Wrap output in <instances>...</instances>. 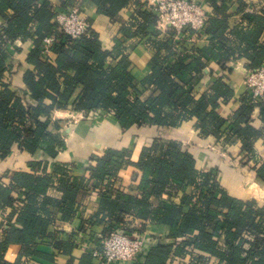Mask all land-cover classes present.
<instances>
[{
  "label": "trees",
  "instance_id": "1",
  "mask_svg": "<svg viewBox=\"0 0 264 264\" xmlns=\"http://www.w3.org/2000/svg\"><path fill=\"white\" fill-rule=\"evenodd\" d=\"M39 1L42 0H0V15L6 20L0 31V85L4 77L13 73L8 66L12 52L6 44H14L19 38L33 44L26 60L33 69L24 74L27 89L22 94L12 90L10 84H3L0 89V158H7L16 144L31 154L43 149L52 158L57 157L66 147L59 132L62 123L52 118L57 109H72L85 115L100 110L113 112L123 130L144 125L172 128L197 118L203 136L220 138L228 131L230 142L233 138L242 141L246 152L239 162L264 182V160L253 149L252 137L256 134L250 125L256 105L261 106L264 121V101L255 102L248 93L228 122L218 111L220 100L226 102L234 94L224 82L217 81L198 99L194 96L208 62L225 67L239 54V59L247 60L249 70L264 65V41H258L264 35V5L257 14H243L242 21L247 26L240 22L234 26L228 12L231 3L236 1L239 11L244 12L248 1L257 0H208L216 15L206 28L209 47L192 56L177 53L168 42L154 40L156 53L150 63L151 74L139 88L134 87L128 54L134 45L128 47L126 43L139 35L153 36L156 17L152 11L143 10L137 0H91L99 14L114 21L123 9L134 3L140 6L137 14L143 23L135 30L124 26L122 40L107 51L93 29L78 40L60 35L54 18L65 0H60L55 8L49 0L42 5ZM8 10L13 14H8ZM32 23L37 24L33 31ZM230 30L237 45L227 36ZM51 35H60V41L54 46L53 58L47 59L43 56L44 39ZM115 57L116 63H107ZM77 87H82L81 94L70 106ZM127 157L122 151L109 150L97 158V166L91 169V187H99L104 180L113 182ZM39 166L41 163H31L32 168ZM137 167L142 172L140 197L111 188L101 191L102 210L114 216L116 224L122 223L123 214L134 215L143 222L140 232H144L146 223L167 225L171 229L169 238L177 241L154 245L145 262L134 264H264V206L230 197L220 184L217 170L200 172L196 159L183 150L180 142L160 139L143 150ZM69 168L61 165L55 172L58 188L64 194L57 204L65 219L72 217L83 182L72 177ZM53 186L54 177L48 174L16 172L9 187L0 180L1 208L13 207L16 199L12 192L25 196L24 207L19 212L12 211L2 224L0 264H23L26 258L47 257L37 250V241L47 237L54 218L47 209L54 201L47 196ZM179 195L178 204L175 199ZM11 244L22 246L14 263L5 259ZM87 255L82 264H90L88 258L92 256Z\"/></svg>",
  "mask_w": 264,
  "mask_h": 264
},
{
  "label": "crops",
  "instance_id": "2",
  "mask_svg": "<svg viewBox=\"0 0 264 264\" xmlns=\"http://www.w3.org/2000/svg\"><path fill=\"white\" fill-rule=\"evenodd\" d=\"M43 1H39L38 4L42 5ZM49 1L53 8L60 4V0ZM85 8L93 30L98 33L101 39L103 48L112 51L116 42L123 38L122 29L131 17V7L123 9L115 21L106 15L99 14L93 3H88ZM238 8L239 4L234 1L228 11L231 15V24L234 26L239 24L240 18L244 17L243 14L246 13V8L244 12H240ZM8 14L12 15L13 11L8 10ZM5 25L6 20L0 15V27H5ZM31 27L33 31L37 28V24L32 23ZM231 31L227 32V36L231 38L232 44L237 45L238 42L232 36ZM262 40L264 41V35H260L258 38L259 43L263 42ZM126 44L134 45L128 52L131 61L130 68L134 77V87L142 88L145 80L151 74L150 63L156 52L143 44L138 42L136 44L133 39ZM12 45L10 51L17 57L16 59L10 57V60H13L11 63L13 73L4 77L6 78L4 82L7 83L2 82L0 89H3V84H10L9 87L12 90L22 94L27 89L24 83V74L27 69H33V66L26 61L33 44L28 39L19 38ZM209 45L210 41L200 42L198 44L200 52ZM238 55L227 62L225 67L208 62L203 77L194 90V96L198 99L203 93L208 92L217 81L224 82L234 93L233 97L226 102L221 99L218 108L220 116L228 122L232 120L233 114L241 105L243 98L250 93L244 83L245 73L249 70L248 62L244 58L239 59ZM117 59L118 57H115L110 61L109 58L107 63H116ZM61 90L63 91L64 87ZM81 91L82 87L75 89L69 101L70 106L76 102ZM46 102L50 104L49 100ZM260 107L256 105L253 109L250 125L256 134L252 137L254 139L253 149L263 155L264 121L261 118ZM52 118L53 121L62 123V129L59 132L66 144V147L59 151L57 157L52 158L43 149L31 154L21 150L20 145L16 144L7 158H0V180L4 186L9 187L12 184V175L16 172L48 174L54 177V186L47 193V196L54 200L47 205V209L54 218L49 225L47 237L37 241V250L47 257H32L31 264H82L83 260L89 257L88 252L83 249L87 237L94 238L97 234H103L109 222L116 224L114 216H110L102 210L101 191L111 188L118 192L140 197L142 172L137 164L143 150L151 146L157 139L180 142L183 150L194 156L197 169L200 172L217 170L220 184L230 197L264 206V182L257 177L255 172L239 162L241 154L246 152L243 142L236 138L230 142L228 137L231 133L228 131L220 138L213 135L203 136L197 118L183 121L178 127L144 125L129 130H123L120 127L113 113L103 110L85 115L72 109H57ZM109 150L127 153V161L124 162L113 182L104 180L99 187L94 189L91 187L93 183L91 169L97 166L96 159L105 156ZM32 162L41 163V166L32 168ZM61 165L71 168L70 175L72 177L83 180L75 198L72 217L69 219L63 217L57 204L64 197L58 188V175H55L56 168ZM190 191L192 189H188V192ZM11 196L16 199L13 207L4 209L0 207V238L3 236L2 224L7 222L11 212L14 210L19 212L25 205L23 194L12 192ZM180 198L179 195L175 202L179 204ZM121 218L122 223L117 224L125 225L128 228L134 225L135 219L141 221L131 214H123ZM87 223L90 224L88 229L86 228ZM148 226L151 242L165 244L177 241L169 238L171 230L169 226L164 224ZM21 253L22 246L20 244H11L5 259L14 263L19 259ZM88 259L90 264H96L93 259Z\"/></svg>",
  "mask_w": 264,
  "mask_h": 264
},
{
  "label": "built area",
  "instance_id": "3",
  "mask_svg": "<svg viewBox=\"0 0 264 264\" xmlns=\"http://www.w3.org/2000/svg\"><path fill=\"white\" fill-rule=\"evenodd\" d=\"M65 1L66 3L62 10H56L54 18L58 26V32L60 35L67 36L73 40L88 36L93 28L85 7L88 3L92 4L91 0ZM137 1L141 3L143 10H149L154 13L156 24L152 29L153 36L139 35L133 39L136 44L138 42L153 50V41L163 40L168 42L169 46L179 54L198 56L200 52L198 44L210 41V35L207 33L206 28L215 14L208 0ZM261 5H264V0L248 1L245 12L257 14ZM131 9V17L125 23V26L132 27L135 30L143 23V20L137 14L140 9L137 3L132 4ZM239 22L243 26H247L242 21V18H240ZM3 29L4 26H1L0 31H3ZM60 35L45 37L43 48V56L45 58H53L54 46L60 41ZM129 44H127L128 47H131ZM12 46V44H6V48L9 50H12ZM130 51L129 49L128 52ZM11 58H17L13 52L11 53ZM12 62L13 60H10L8 66H11ZM244 83L255 102L264 101V65L256 70H247ZM258 157L264 160V154H258ZM142 225L143 222L136 219L134 225L130 228L109 222L103 234H97L94 238L87 237V242L83 245V249L91 254L96 264L143 263L150 249L157 243L155 241L151 242L152 239L148 235L149 223H146L144 232H140ZM89 227L90 224L87 223L86 228L88 229ZM23 264H31V259H24Z\"/></svg>",
  "mask_w": 264,
  "mask_h": 264
}]
</instances>
